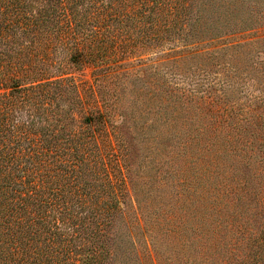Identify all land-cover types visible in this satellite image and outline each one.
Here are the masks:
<instances>
[{
  "label": "trees",
  "instance_id": "16d2710c",
  "mask_svg": "<svg viewBox=\"0 0 264 264\" xmlns=\"http://www.w3.org/2000/svg\"><path fill=\"white\" fill-rule=\"evenodd\" d=\"M262 25L264 0H0V264H160L146 233L138 248L128 232H113L120 208L108 164L112 155L122 180L132 182L126 133L143 140L146 110L156 115L150 123L165 127V138L178 139L182 106L204 110L210 126L224 127L226 158L247 168L254 159L261 172L254 186L241 175L239 192L227 183L220 194L211 191L233 198L218 207L209 200L208 213H227V221L214 217L216 223L196 227L145 211L182 251L177 260L163 258L264 264V47L249 51L264 41ZM226 29L255 35L227 44L219 38ZM145 50L165 53L150 64L128 61ZM187 59L199 72L177 87L179 95L164 75L188 78L178 70ZM161 62L167 72L157 69ZM86 65L93 67L98 105L84 112L68 70ZM248 65L260 74L250 76ZM127 76L142 81L152 100L148 109L139 105V117L128 118L120 106ZM201 88L199 104L183 91ZM182 143L188 148L189 138ZM143 214L142 229L150 233ZM205 228L200 244L194 237Z\"/></svg>",
  "mask_w": 264,
  "mask_h": 264
},
{
  "label": "rangeland",
  "instance_id": "374dc122",
  "mask_svg": "<svg viewBox=\"0 0 264 264\" xmlns=\"http://www.w3.org/2000/svg\"><path fill=\"white\" fill-rule=\"evenodd\" d=\"M262 28H264L263 25ZM258 33L264 34V29ZM253 35L255 34L249 30L226 29L225 33H222L219 38L221 42L232 44L252 39ZM188 46L183 49L191 48V46ZM263 47L264 41H258L253 43L252 47H249V51H251L250 53H256L257 50H262ZM158 50L155 52L145 50L141 52L145 54L133 56L128 61L135 67L138 59L145 61L147 64L154 63L157 59H163L162 54L165 53ZM204 61L207 60L204 59ZM195 62L196 60L187 59L186 63L178 69L184 75H188V78L180 79L179 75L169 73L164 75L166 84L171 86V89L177 94L180 95L182 92V89L177 87L186 85L189 79H195L198 75L199 70L197 68H188L194 65ZM166 66H168V62H161L158 64L157 69L161 73L167 72ZM92 69V66L86 65L81 69L68 70L78 85L84 112L90 111L98 105V99L92 87ZM150 70L154 69L151 68ZM246 72L252 77L260 74L257 71H253L250 65H248ZM172 75L176 76L172 77ZM192 75L195 76L192 77ZM158 80L161 81L160 77H158ZM258 81L256 78L254 83ZM123 82L124 88H122L120 101L121 109L127 117L128 114L130 118L133 117V114L139 117V105L143 103V106L148 109V105L151 104L152 100H148L142 94L144 92L140 83L142 81L135 79L133 76H127ZM183 91L187 94L188 99H192V103H200V99L197 102L195 99L202 93V88L197 90L194 95L187 93L185 89ZM137 105L138 107L136 108ZM141 114L139 123L144 124L142 126L144 127L143 131H145L143 140L137 144L130 139L128 132L125 137L130 155L129 163L132 182L129 183L128 179H126L127 183L122 180L112 155L108 164L120 208L119 215H116L113 221L112 229L113 232H118V234L128 232L129 235L127 236H132L138 248L144 245L143 232L146 233L147 239L152 243L158 255H161L160 264H168L163 258L164 255H169L174 257V260H177L176 255L179 254L181 256L182 251L178 249L177 245H174V238L163 233L162 229L152 222L151 217L153 214H150V212L146 214L147 212L145 211L151 210L154 212L153 209H155L162 212V214L173 217L175 220L183 221L196 227L209 222L216 223L218 220H214V217H217L216 219L224 218L222 220L227 221L229 218L226 217L227 213L217 211L208 213L209 200L215 198L210 205L218 207L225 202L231 205L233 198L219 197V195L216 198L210 194L211 191L220 194L222 185L226 186L227 183L230 188L234 187L235 191L239 192L240 182L242 181L240 179L243 174L249 177V185L254 186L260 179L258 173L261 172V166L254 159L251 160V164H248L247 168L244 163L236 162V158L233 156L226 158L223 154L224 146L222 144V134H225L224 127L210 126L208 119L211 116H205L204 110L187 106L186 108L184 106L180 107L178 119H180L179 122L184 124L180 125L177 122L176 131L182 133L178 139L174 138L171 141L165 138V127H157L154 125L155 123H150V119L156 116L154 113L151 114L144 110ZM215 127L219 129H213ZM155 135L157 136L155 137ZM100 137L107 140L106 135ZM187 138L190 140V145L184 149L182 142ZM106 143L108 146V140ZM208 146H211V148L208 149ZM108 148L110 151L111 147ZM215 162H217V165L214 164ZM133 183L136 187L134 192L131 188ZM230 194L232 195L233 191ZM139 206L140 210L138 209ZM141 210L144 213L141 217H144L146 224H148L150 233L142 229ZM203 233L204 235L200 239L194 237L200 244L208 237L206 228ZM111 240L114 241V239ZM200 244H197L198 247L201 246ZM176 250L178 254H176ZM119 256L120 254L118 258ZM216 263L218 262L214 264ZM111 264H114V262L112 261Z\"/></svg>",
  "mask_w": 264,
  "mask_h": 264
}]
</instances>
